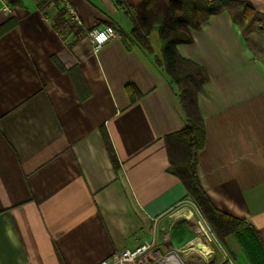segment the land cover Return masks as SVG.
Wrapping results in <instances>:
<instances>
[{"label":"crops","instance_id":"1","mask_svg":"<svg viewBox=\"0 0 264 264\" xmlns=\"http://www.w3.org/2000/svg\"><path fill=\"white\" fill-rule=\"evenodd\" d=\"M117 1L71 0L84 31L119 34L95 53L86 37L59 38L58 2L0 0V264H102L143 245L159 257L197 243L165 141L187 123L156 63L159 36L144 51ZM230 1L264 19V0ZM242 22L224 11L177 47L209 76L199 182L217 210L246 223L213 235L221 251L204 247L207 264H264V53Z\"/></svg>","mask_w":264,"mask_h":264},{"label":"trees","instance_id":"2","mask_svg":"<svg viewBox=\"0 0 264 264\" xmlns=\"http://www.w3.org/2000/svg\"><path fill=\"white\" fill-rule=\"evenodd\" d=\"M116 5L131 21V37L144 51L152 55L154 50L150 36L155 32L159 36L162 48L156 63L165 70L175 86L187 123L183 131L165 138L171 170L187 189L189 198L212 234L223 241L228 235L242 229L246 223L217 210L199 182V153L205 146L206 129L199 111L198 98L209 83V76L196 63L183 59L177 47L192 44V34L199 32L211 17L224 11L229 12L234 22L258 14L249 4L230 0H118ZM66 15L65 9L60 10L54 26L56 30L68 27L67 35L71 37L68 45L72 46L85 36V32L77 25L70 24ZM108 146L111 148L110 141ZM111 153L114 158L113 149Z\"/></svg>","mask_w":264,"mask_h":264},{"label":"rangeland","instance_id":"3","mask_svg":"<svg viewBox=\"0 0 264 264\" xmlns=\"http://www.w3.org/2000/svg\"><path fill=\"white\" fill-rule=\"evenodd\" d=\"M66 17L69 19L67 15ZM242 21L243 29L249 36V40L256 50L257 55H260V52L264 53V19L255 17L252 14ZM259 32L261 33L260 35H258ZM252 34L257 35L253 36ZM261 57L264 61V54H262ZM187 208L192 211V230L194 233H196V231L199 233H196L197 235L195 234L198 236L196 244H193L185 252L171 251L169 254L163 253L162 256L159 257H152L151 254H146L145 257L136 261V263L127 262L124 264H207L208 260H210L209 254H211V250L209 248L204 250V247H211L214 253L221 251V248L196 206L190 203ZM200 243L202 248L197 245Z\"/></svg>","mask_w":264,"mask_h":264},{"label":"built area","instance_id":"4","mask_svg":"<svg viewBox=\"0 0 264 264\" xmlns=\"http://www.w3.org/2000/svg\"><path fill=\"white\" fill-rule=\"evenodd\" d=\"M53 2H58L60 5H62L63 9L66 10L70 24H75L83 29L82 21L75 11L71 0H53ZM67 29L68 27L64 26L57 30L59 38L64 42L68 41ZM84 32V37L89 39L95 53H98L108 42L119 37V34L112 25L106 26L104 28L96 26ZM150 253H152L151 245H143L133 252L125 251L117 254L109 260L104 261L102 264H124L127 262L136 263V261L141 260L146 256V254Z\"/></svg>","mask_w":264,"mask_h":264},{"label":"bare ground","instance_id":"5","mask_svg":"<svg viewBox=\"0 0 264 264\" xmlns=\"http://www.w3.org/2000/svg\"><path fill=\"white\" fill-rule=\"evenodd\" d=\"M167 262H169V261H167Z\"/></svg>","mask_w":264,"mask_h":264}]
</instances>
